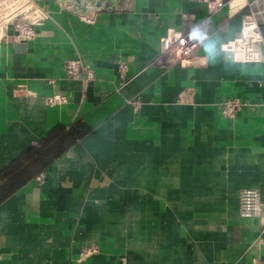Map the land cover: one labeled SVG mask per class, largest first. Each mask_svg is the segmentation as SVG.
I'll use <instances>...</instances> for the list:
<instances>
[{"label": "crops", "instance_id": "obj_1", "mask_svg": "<svg viewBox=\"0 0 264 264\" xmlns=\"http://www.w3.org/2000/svg\"><path fill=\"white\" fill-rule=\"evenodd\" d=\"M33 1L46 14L36 38L2 44L0 175L57 132L46 147L56 157L0 200V264L264 262V216L239 214L242 190L264 199V62L229 50L249 0L214 14L192 54L147 68L161 38L191 29L204 4ZM75 57L94 70L85 90L64 69ZM120 61L133 78L118 90ZM52 94L68 102L49 105ZM229 97L249 106L227 117L217 102ZM87 246L96 252L78 261Z\"/></svg>", "mask_w": 264, "mask_h": 264}, {"label": "built area", "instance_id": "obj_2", "mask_svg": "<svg viewBox=\"0 0 264 264\" xmlns=\"http://www.w3.org/2000/svg\"><path fill=\"white\" fill-rule=\"evenodd\" d=\"M206 6L205 16L195 25H200L207 32L208 38L203 42L189 40L191 29L183 34L169 33L160 40V49L156 58L144 68L150 66H171L192 54L197 48L210 38L211 18L232 0H196ZM243 9L248 13V18L241 24L240 34L236 37L229 50L232 58L237 62H264V0H249L243 4ZM46 19L45 12L33 0H0V64L3 42L11 36L14 42H30L37 36V26ZM12 28V34L9 29ZM66 74L81 81L83 90L94 80V70L80 57L65 61ZM128 64L120 61L118 77L121 89L133 78L128 75ZM51 83L53 79L49 80ZM45 101L49 105H62L68 102V97L61 94L48 95ZM135 109L140 108L141 102H133ZM221 112L227 117L235 116L240 110L249 106V103L238 97H229L217 102ZM45 175L40 174L37 181L42 183ZM239 214L245 218L264 216V199L260 192L255 189H244L240 193ZM96 252L92 246H87L79 253L78 261H83ZM255 264H264L257 260Z\"/></svg>", "mask_w": 264, "mask_h": 264}, {"label": "trees", "instance_id": "obj_3", "mask_svg": "<svg viewBox=\"0 0 264 264\" xmlns=\"http://www.w3.org/2000/svg\"><path fill=\"white\" fill-rule=\"evenodd\" d=\"M85 131L86 130L83 129L79 131L74 130V133H72L74 136H80ZM55 134H57V132L53 133L51 137L44 139L39 147L31 149L29 153L21 156L10 167L3 171V173L0 175V180H5L3 185L0 186V200L2 197H7V195L13 191H16L20 186L30 179V176L32 177V174L34 175L43 171L52 158L56 157V153H52L51 151L49 153V150L46 149L49 141L53 138V136H55ZM28 158H33L36 162H34L31 166L24 167V161L25 159L28 160ZM47 158H50L51 160L48 161Z\"/></svg>", "mask_w": 264, "mask_h": 264}, {"label": "clouds", "instance_id": "obj_4", "mask_svg": "<svg viewBox=\"0 0 264 264\" xmlns=\"http://www.w3.org/2000/svg\"><path fill=\"white\" fill-rule=\"evenodd\" d=\"M208 38V34L206 31H204L200 25H193L192 29L189 33V40L195 41V42H203ZM208 50V45H205V51Z\"/></svg>", "mask_w": 264, "mask_h": 264}, {"label": "water", "instance_id": "obj_5", "mask_svg": "<svg viewBox=\"0 0 264 264\" xmlns=\"http://www.w3.org/2000/svg\"><path fill=\"white\" fill-rule=\"evenodd\" d=\"M78 1H79V0H78ZM91 1H93V0H91ZM95 1H96V6H99L101 0H95Z\"/></svg>", "mask_w": 264, "mask_h": 264}]
</instances>
